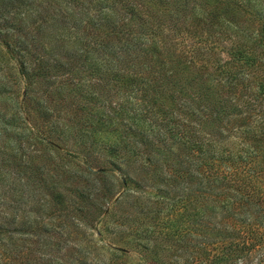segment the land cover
I'll return each instance as SVG.
<instances>
[{
  "label": "trees",
  "instance_id": "1",
  "mask_svg": "<svg viewBox=\"0 0 264 264\" xmlns=\"http://www.w3.org/2000/svg\"><path fill=\"white\" fill-rule=\"evenodd\" d=\"M0 264H264V0H0Z\"/></svg>",
  "mask_w": 264,
  "mask_h": 264
},
{
  "label": "rangeland",
  "instance_id": "2",
  "mask_svg": "<svg viewBox=\"0 0 264 264\" xmlns=\"http://www.w3.org/2000/svg\"><path fill=\"white\" fill-rule=\"evenodd\" d=\"M133 255H135V254H133Z\"/></svg>",
  "mask_w": 264,
  "mask_h": 264
}]
</instances>
